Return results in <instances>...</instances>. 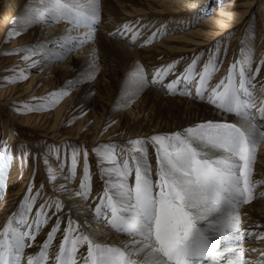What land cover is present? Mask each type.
Masks as SVG:
<instances>
[{"label": "snow or ice", "instance_id": "snow-or-ice-1", "mask_svg": "<svg viewBox=\"0 0 264 264\" xmlns=\"http://www.w3.org/2000/svg\"><path fill=\"white\" fill-rule=\"evenodd\" d=\"M24 11L23 25L15 30L16 34L38 23L64 22L71 32L87 30L83 43L92 38L100 16L99 0H34L31 6L26 0ZM124 28L132 30L129 25ZM75 47L76 42L65 51L71 52ZM25 51V60L38 54ZM238 53L226 75L214 86L211 81L220 61L210 57L198 67L199 53L181 75L175 74L172 64L157 69L150 77L143 66L129 72L125 89L129 101L147 83H159L173 94L182 83L194 84L193 98L206 99L221 113L235 114L238 120H208L168 135L128 141L127 148L106 143L94 150L106 181L98 203L89 205L92 218L106 222L115 233L126 235V243H104L98 239L103 234L88 227L86 221L69 218L65 228L61 229L59 222L51 228L38 254L26 255L25 249L32 246L40 229L48 224L49 213L63 210L58 198L38 203L41 192L34 191L30 181L25 196L18 202L19 210L10 214L0 230V264H47L48 250L58 232L62 240L54 255L55 264H264V259L244 260L247 250L239 248L241 240L254 236L248 230L241 232L239 210L253 199L256 149L264 141V99L257 102L253 91L264 63L253 67L252 56L243 46ZM172 75L175 79L164 84L165 78ZM261 91L264 93V85ZM181 94L192 96L193 92L187 88ZM149 144L155 153V171L149 160ZM10 160L0 147V189L5 188ZM81 160L82 178L75 195L87 201L91 179L87 151L73 150L72 176ZM60 187L67 191L63 185ZM33 213L29 222L28 216ZM255 239L264 242V233L255 235ZM81 247L85 253H80ZM259 255L264 257V250H259Z\"/></svg>", "mask_w": 264, "mask_h": 264}, {"label": "bare ground", "instance_id": "bare-ground-1", "mask_svg": "<svg viewBox=\"0 0 264 264\" xmlns=\"http://www.w3.org/2000/svg\"><path fill=\"white\" fill-rule=\"evenodd\" d=\"M205 1L206 0H194V2H192L191 0H99L100 25L97 28L94 26V29L91 33L92 38L86 43L82 42L83 34L87 31L86 29H80L76 32H71L69 26L64 22H54L52 23V28H48L50 22H42L33 26L24 27L23 30L20 31V33H29L27 34V36L25 34L24 39H27V43H33V45L36 46L35 50H37V52L40 53L41 49L43 51L44 49H47L49 51L46 56L42 53L43 55L41 56V58L43 59L41 61L39 60L41 64L42 75H44L45 77L47 73H49V78L52 75L55 76L56 74H67V72L71 71L75 66L77 67L76 70H80L81 68L84 70L90 69L92 70L91 72L95 74V80H92L95 81V83L98 81L99 78H104L105 75L108 74L111 75V77L119 78L118 80L120 83V87L119 92L117 94L123 95L125 93L126 86H128L127 81L129 72L133 68L137 66H143L146 70V74L148 75L149 72L150 74L151 72L154 73L157 69L164 68L170 64L175 66H177V64H182V62L188 55H191L193 52L200 50L203 45L210 44V34L216 35L222 29H225L226 27H230L231 25H235V23H238L243 17H245V15H247L249 8H252L254 3V0L227 1L221 9H218V11H214V14L212 16H209L204 21L202 20L203 22L198 27L194 29L190 28L192 26L190 25V23L193 24L194 20H196V18L194 17H198L197 12L198 10L200 11L204 7L202 5L206 3ZM27 2H29V0H27ZM184 3H188L187 7L189 8L187 9L189 10L185 12V16L179 14L178 16L180 17L178 19L182 21V24L188 21L187 23L188 25H190V27L180 35H175L177 33L176 32L173 35L174 37L165 36V39L160 41L159 43H146L147 39H152L154 37L157 39L162 36V32H167L170 29V26L173 27V29L174 27H176V24L179 23L178 19L166 16L164 13H178L180 11L182 12V5H185ZM31 5H33V3H30V6ZM3 6L9 9V15L10 17H13L15 16L14 13L17 10L19 11L20 8H24L26 6V0H0V7ZM231 6L237 7L239 9L242 6V9H238L239 11H231L232 8H229ZM24 12V10H20L17 14V19H19L18 23L21 24L17 23L15 25L16 28H20L23 25L25 18ZM144 12H148L149 15ZM145 15L149 17L143 19V16ZM216 15H223V19L219 20ZM154 18H158L159 22L157 25L162 24L163 27H160L161 29H159V32L157 34V27H153L156 30L155 33L150 34L148 32L149 34H146L145 31L147 29L143 30V27L145 28V26H148L149 28V25L151 24V21ZM166 18H168L171 23H169V21L167 22ZM139 20H142V24L141 22H139ZM125 25H129L132 30L130 32L125 31ZM184 25L185 27L188 26H186V23ZM100 29H106V31L108 32L115 33V35L108 36L107 33H105V37H103V34L99 35L102 33L100 32ZM243 31L244 30L242 27L241 33ZM143 33L144 35H142ZM4 34L5 32L0 28V42L3 39ZM133 34H135L134 40L137 41L136 44H132L131 42V40H133ZM138 36L139 39L136 40ZM78 38H81L79 42ZM108 39L112 43H109ZM74 42H76L75 49L71 52H66V47H71ZM237 46L238 49L241 48V41L238 42ZM21 52L22 51H18L16 53V59L21 60L17 63L23 64L25 62V59H23L24 54ZM92 60H95L97 62L94 63V61L92 62ZM26 62L24 64H26ZM113 62H115V64H113ZM90 64L98 65L90 66ZM24 67L28 69L26 65H24ZM186 69L187 68L178 72H180V74H183ZM222 78L223 77H219L216 79L215 77L213 78L211 83L215 82L213 84L214 86ZM170 80H172L171 76L166 77L164 80V84H166ZM46 81L47 80H44L43 84H46ZM35 83H37V76L33 74L27 86L17 91V94H15L14 96L9 95V89H4L0 91V101L12 102L16 99H19L20 95H24L32 91L33 92L31 94L29 93L27 97H33L36 94L42 95L44 91H40L41 89H36L34 87ZM48 85H46V87L44 86L42 90L44 88H47ZM19 87V85L16 86V88ZM107 89L109 91H114V88ZM186 89L187 87H185V85L182 83L177 93H171L170 95L169 93H166V88L159 83L145 84L144 87L140 88L139 91L136 92L135 96L131 98L130 101L129 97L127 99H123L118 107L121 112L118 113L120 115V118L118 120L117 125H115V129L118 128V126L120 125V121H123L126 124H130V127L133 129L131 131V134L128 137H110L113 140L108 142H110L111 144L116 142L114 143L115 145L122 147V145H127L128 141L150 138L152 135L156 134L168 135L184 128L194 126L197 123L208 120H224L228 122H236L238 120V117H236L235 114L221 113L219 110L215 109L214 106L210 105L206 99L204 101H201L199 99L193 98L195 90H192V96L181 94ZM164 99H167L166 102H164ZM65 103L66 100H64L58 107L54 108L49 112H45L47 110L44 109L45 113H29L26 115L16 113L13 114V117L16 118L18 121L23 122L27 126L30 125L31 127L37 126L42 117H48L53 124H56L64 111ZM164 103L168 104L167 111H165L164 109ZM16 119L15 121H17ZM49 125L51 126V124ZM97 135L98 132L96 136ZM55 148L57 149V147ZM256 152H258V156L256 154V160L253 166L252 179L257 185V193L259 191V185H261L260 191L264 193V141L260 142L257 145ZM57 153L58 152H52L50 153L51 155L47 156V160L43 163L42 167V172L45 174L40 173V175H47L48 173H51V176L55 175L60 178L56 180H51V176H47L42 181V184L44 183L43 188L48 189L53 187L55 189V194L57 195L58 199L63 203V206H65L67 209L72 210L71 215L73 217H76L77 220L80 222L86 221L88 227L97 230L98 233L103 234L98 236V239L102 242H105L110 245H122L126 243L128 240V237L126 235L115 233L114 231L109 229L106 222H97L92 218L93 212H91L92 210L89 205H95V200H97V197L103 194L105 186H103L98 192L96 191L97 193H99V195L95 196V198H89L87 201H81L80 198L75 195L76 191L78 190L77 181L80 176H78L75 180H72L73 176L71 177L69 171H67V165L61 166V163L59 161L60 158L58 159L61 153L59 155H55ZM148 154L149 160L153 166V170L155 171V153L153 152L152 146L150 144L148 145ZM68 160L70 161V158L67 159V163ZM53 163L54 166L52 165ZM80 163L83 162L81 161ZM11 168L13 171L15 170L14 162L11 163ZM48 169H51L52 172H49ZM79 169H81V166H79ZM13 171H10L8 174V180L6 183V185L8 184L7 187L5 186V188L0 189V230L3 229L6 222L9 220L10 214H12L14 210H19L18 202L21 201V199L25 196L24 193L26 192H22L23 188L25 189L24 186L26 185V182L22 183L17 178V182L20 185H12V177L14 175ZM100 178L102 181L101 185H105L106 178ZM25 181H27V179H25ZM61 185H63L64 188L67 189V191L61 189ZM64 197H66L67 199ZM51 200H53V198ZM64 200L66 202H64ZM242 206H244V208L241 207L239 210L241 231L248 230L254 233V236L245 240L243 244H245L247 247L253 245H255L256 247H262L264 245V242L257 241L255 239V235L264 233V197L257 198L251 203L244 204ZM84 209H88V211H84ZM73 217L71 218L72 220ZM42 230L43 231H41L40 234H37L35 240V242L37 241L39 245L27 247L25 249L26 254L39 253L40 245L47 238V234H44V232L46 231H44L43 228ZM55 251V253H57L58 249ZM55 253L53 255H50V259L52 257V262L50 263L47 261V264H55ZM80 253H85L84 247H81Z\"/></svg>", "mask_w": 264, "mask_h": 264}, {"label": "rangeland", "instance_id": "rangeland-1", "mask_svg": "<svg viewBox=\"0 0 264 264\" xmlns=\"http://www.w3.org/2000/svg\"><path fill=\"white\" fill-rule=\"evenodd\" d=\"M191 1L194 2V0ZM227 1H233V0H206L205 1L206 3L202 5L205 8L203 7L204 9L202 8L200 11L198 10L197 12L198 17H194L196 18V20H194L193 24L190 23V25H192L193 27L192 26L190 27V25H188L187 23L188 21L182 24V21L178 19L180 17L178 16L179 14L185 16L184 15L185 12L189 10L187 9L189 8L187 7L188 3H184L185 5H182L183 7L182 12L180 11L178 13H164L166 16L173 17L174 19H178L179 23L176 24V27H174L173 29V27L170 26V29L167 32L165 31L162 32L163 35L160 36L159 38L156 39L154 37L152 39H147L146 41L159 43L160 41L165 39V36L174 37L173 35L176 32L177 33L175 35H180L184 33V31L187 30L189 27L194 29L198 27L206 18L212 16L214 14V11H218V9H221L222 6ZM33 2L34 0H29V2H27L28 6H30V3ZM229 8H232L231 11L233 10L237 11L239 9L234 6H231ZM240 9H242V6L240 7ZM20 10H24V8H20L19 11ZM19 11L17 10L14 13L15 16L10 17L9 9L6 8L5 6L0 7V28L5 32L3 39L0 42V91L4 89H9L10 92L9 95L14 96L15 94H17V91L27 86L29 80L31 79V76L34 74L35 76H37V83L34 84V87L36 89H41L40 91H44L43 92L44 94L43 93L42 95L36 94L33 97H27L29 93L31 94L33 92L32 91L24 95H20L19 99H16L15 101L12 102L0 101V147H3L11 157L10 165H9L10 169L8 168L6 172L5 186L7 187L8 185V184L6 185L8 180L7 177L9 172L13 171L11 168V163L14 162L15 163L14 171L16 172L19 171V172L16 173L13 171L14 175L12 177L13 183L11 181L12 185L15 186L19 184L17 182V178L22 183L26 182V185L24 186L25 189L23 188L22 191L25 192L30 185V181H32L33 182L32 187L34 191L35 190L41 191V196L38 199V203L51 202L52 198L57 197V195L55 194V189L51 186H50L51 188L44 189L43 188L44 183L42 184V181L47 176H51V173L50 174L48 173L47 175H43L45 173L42 172L43 163L47 160V156L51 155L50 153L52 152L54 153L58 152L55 155H59L61 153L60 156L58 157V159L60 158L59 161L61 163V166L67 165L66 169L70 173V168H71L70 156L72 155V151L76 150L77 152L80 153L87 151V159L90 166V176H91L90 179L91 194L89 192V198L93 199L95 198V196L99 195V193L97 192L101 190L103 186H105V185H101L102 181L100 177L106 178L101 172V170L99 171L100 167L97 163L98 158L96 151L94 150H96L98 146L104 145L106 143L111 144L110 142H108L113 140L110 137H115V138H120L123 136L128 137L131 134V131L133 130L130 127V124H126L123 121H120V125L118 126V128L115 129V125H117L118 120L120 118V115L118 113L121 112V110L118 108L119 104L123 99H127L128 96L126 95V93H124L123 95L117 94L119 92V87H120V83L118 80L119 78L111 77V75L108 74L105 75L104 78H99L98 81L95 83V81H92L95 80L94 79L95 74L92 73L91 72L92 70L90 69L84 70L81 68L80 70H76L77 67L75 66L71 71L67 72V74H56L55 76L52 75L49 78V73H47L45 77L44 75H42L40 61L43 59L41 58L43 54L46 56L49 53L47 49H44V51L41 49L40 50L41 52L40 53L38 52L37 55H32L30 59L24 60L25 62L27 61L26 64H24L25 62L23 64L17 63L21 61L19 59H16V53L18 51H22L21 53L24 54L23 57L28 55V52L25 50L37 51L35 50L36 46L33 45V43L31 44L27 43V39H24L25 34L27 36V34L29 33L19 32L20 34L16 35L15 30L19 27L16 28L15 25L19 22V19H17V14L19 13ZM144 13H147V15H149L148 12H144ZM24 15H26L25 12ZM143 17L142 18L145 19L149 16L145 15ZM216 17L219 20L223 19V15L222 16L216 15ZM166 19L167 22L169 21V23H171L170 20H168V18ZM142 20H139V22H141ZM158 22H159L158 18L152 19L151 24L149 25L151 28L150 27L148 28V26L147 27L145 26V28L143 27V30L147 29L145 33L146 34L148 32L150 34L155 33L156 32L155 28L157 27L156 28L157 29L156 34H157L159 32V29L163 27L162 24L157 25ZM52 23L54 22L49 23L48 28H52ZM185 23L186 26L188 25L187 27H185L184 25ZM238 23H235V25H231L230 27H226L225 29H222L216 35L210 34V41H211L210 44L203 45L200 50L193 52L191 55H188L184 59L182 64L179 65L177 64V66H175L176 67L175 74L181 75L180 72L178 71H182L183 69L187 68V66L191 63L192 59L195 58L197 53H199L201 57L200 58L201 62L200 65H198V67H202L204 63H207L209 60L208 58L210 57L213 58L214 60L218 58L220 61L218 65L219 70L215 73L214 78L216 77L217 79L219 77H224L226 75L229 65L234 61V59H236V57L239 54L237 44L240 41H241V46H243L244 50L251 54L253 58V63H252L253 67H255L256 64L264 63V61H262L261 59L264 58V0H254L252 8H249L247 15H245V17H243ZM99 25L100 23H98V25H95V27L97 28L99 27ZM242 27L244 31L241 33ZM10 32H12V35H9ZM100 32L102 33L99 35L103 34V37H105L104 35L105 33H107L108 36H113L110 35L111 32L106 31V29L104 30L100 29ZM142 35H144V33ZM138 39L139 36L137 37L136 40ZM108 42L112 43L109 41V39ZM136 43L137 41H135L132 44H136ZM33 61H37V63L34 65ZM93 61L94 63L97 62L95 60H92V62ZM113 64H115V62H113ZM24 65H26L28 69H26ZM92 65L97 66L98 64L97 65L90 64V66ZM21 66L23 70L21 69ZM21 72H23V75H21ZM154 73L151 72L150 74L149 72L148 76H151ZM172 78L175 79V75H172L171 79ZM44 80H47L46 84H43ZM254 82L264 84V68H262L259 76ZM214 83L215 82H213L212 84ZM17 85H19L20 87L16 88ZM46 85H48V87L42 90V88L44 86L46 87ZM107 88H114V91H109ZM63 92H67V95H61V93ZM166 93H169L171 95V93L168 92L167 90ZM64 100H66L64 111L61 114L56 124H53L48 117H42L41 118L42 120L40 119L39 124L37 126H34L35 127L34 128L31 127L30 125L27 126L23 122H20L13 117V114L16 113H21L26 115L29 113L49 112L54 108L58 107ZM166 100L167 99H164V102H166ZM167 105L168 104L165 103L163 105L165 111H167ZM44 109L47 111H45ZM15 119L17 121H15ZM49 124H51V126ZM97 132L99 136L98 135L96 136ZM114 141H118V140H114ZM127 146L128 145H124V146L122 145V147L125 148H127ZM55 147H57V149ZM256 154L258 156V152H256ZM69 158L70 161L68 160L67 163V159ZM52 165L54 166V163ZM79 166H81V169H79L78 167L75 176H73L72 178V180L73 179L75 180L78 176H80V178H78L77 181L78 188H79L80 180L82 178L81 171L83 168V163H79ZM35 167L36 168L41 167V168L36 169ZM40 173L43 174L40 175ZM25 179H27V181H25ZM41 185H43V187H41ZM263 197L264 196L259 198H263ZM64 202L66 201L64 200ZM96 203H98V197L97 200H95V204ZM71 214H72V210L67 209L65 206H63V210L59 213L50 212L49 222L47 224L48 226L46 225L45 227L44 226L42 227L44 231H46L44 232V234L48 235L51 228L55 224H57V222H59L61 229L65 228L68 219L69 218L71 219L73 217ZM28 217H30L28 219L31 222L32 219L34 218V213L29 214ZM73 220H77V218L73 217ZM42 228L40 229L39 234L41 231H43ZM61 240H62V234L58 232L56 234L55 240L51 242V248H49L48 250V255H49L48 262L50 263L52 262V257L50 259V255L51 254L53 255L56 252L55 250L58 249ZM36 243L37 242L33 243L32 245Z\"/></svg>", "mask_w": 264, "mask_h": 264}]
</instances>
